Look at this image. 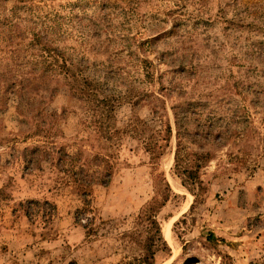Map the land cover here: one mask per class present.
<instances>
[{
  "label": "rangeland",
  "instance_id": "374dc122",
  "mask_svg": "<svg viewBox=\"0 0 264 264\" xmlns=\"http://www.w3.org/2000/svg\"><path fill=\"white\" fill-rule=\"evenodd\" d=\"M190 263L264 264V0H0V264Z\"/></svg>",
  "mask_w": 264,
  "mask_h": 264
},
{
  "label": "trees",
  "instance_id": "16d2710c",
  "mask_svg": "<svg viewBox=\"0 0 264 264\" xmlns=\"http://www.w3.org/2000/svg\"><path fill=\"white\" fill-rule=\"evenodd\" d=\"M124 1H127L130 5L133 3V2H135L136 0H124ZM94 80H96V81H98L100 84H102L103 83V81H102V79L101 78H96V79H94ZM85 84H86V86L88 87V88H91L92 86L93 87H95V85H93V83L91 82V81H89V80H86V82H85ZM100 87H103V85H101ZM129 93V92H128ZM128 93H125V94H128ZM110 173H107V174H105L104 176H103V178H101L102 179V181L103 182H108V180L110 179ZM93 179V178H92Z\"/></svg>",
  "mask_w": 264,
  "mask_h": 264
},
{
  "label": "bare ground",
  "instance_id": "6f19581e",
  "mask_svg": "<svg viewBox=\"0 0 264 264\" xmlns=\"http://www.w3.org/2000/svg\"><path fill=\"white\" fill-rule=\"evenodd\" d=\"M190 264H194V263H190Z\"/></svg>",
  "mask_w": 264,
  "mask_h": 264
}]
</instances>
